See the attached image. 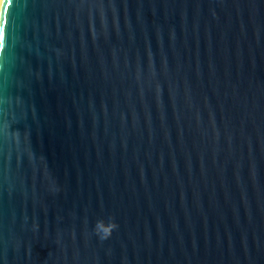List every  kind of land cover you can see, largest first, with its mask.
<instances>
[{"label": "water", "instance_id": "obj_1", "mask_svg": "<svg viewBox=\"0 0 264 264\" xmlns=\"http://www.w3.org/2000/svg\"><path fill=\"white\" fill-rule=\"evenodd\" d=\"M0 264H264V0H0Z\"/></svg>", "mask_w": 264, "mask_h": 264}]
</instances>
